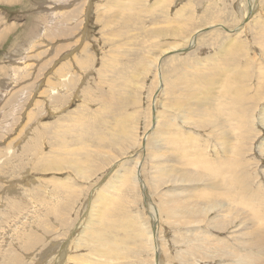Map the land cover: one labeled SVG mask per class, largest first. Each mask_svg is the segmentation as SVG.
Returning <instances> with one entry per match:
<instances>
[{"label":"rangeland","instance_id":"1","mask_svg":"<svg viewBox=\"0 0 264 264\" xmlns=\"http://www.w3.org/2000/svg\"><path fill=\"white\" fill-rule=\"evenodd\" d=\"M263 107L264 0H0V264H264Z\"/></svg>","mask_w":264,"mask_h":264},{"label":"bare ground","instance_id":"2","mask_svg":"<svg viewBox=\"0 0 264 264\" xmlns=\"http://www.w3.org/2000/svg\"><path fill=\"white\" fill-rule=\"evenodd\" d=\"M125 1V0H124ZM123 4V3H122ZM237 44V43H236ZM169 48H167L166 47V49H169V51L167 50V52L165 51V53H167L168 54V52H170V50H171V48H174V46H171V45H169L168 46ZM232 47V46H231ZM173 50H175V48L173 49ZM173 50H171V51H173ZM230 52V51H229ZM158 58V57H157ZM161 58V57H160ZM159 59V58H158ZM161 63V62H160ZM225 64V63H224ZM264 108V107H263ZM207 114V113H206ZM187 117V116H186ZM155 123V122H154ZM231 125V124H230ZM136 134V133H135ZM193 138V137H192ZM191 138V139H192ZM136 139V138H135ZM169 140V139H168ZM193 141V140H192ZM137 159H139L138 157H137ZM140 161V160H139ZM202 162H205V160L204 161H202ZM206 162H207V160H206ZM219 162V161H218ZM138 163V162H137ZM138 165H140V164H138ZM137 165V166H138ZM133 166V165H132ZM170 166H172V165H170ZM140 167V166H139ZM79 168V167H78ZM133 168V167H132ZM137 168V167H136ZM140 169V168H139ZM165 169H167V167H165ZM165 169H161V172H163V173H166V170ZM207 169V168H206ZM168 170V169H167ZM130 171H131V168H130ZM134 171V170H133ZM137 171V170H136ZM167 172H169V171H167ZM131 173V172H130ZM133 173V172H132ZM140 173V172H139ZM200 174V173H199ZM165 175V174H164ZM126 176H127V174H126ZM200 176V175H199ZM132 177H133V175H132ZM136 177H137V174H136ZM177 177H179V176H177ZM181 177V176H180ZM185 177V176H184ZM216 177V176H215ZM218 177V176H217ZM187 178V177H186ZM132 179H134V178H132ZM138 179H139V177H138ZM220 179V178H219ZM136 180V179H135ZM191 180V179H190ZM129 181V180H128ZM131 182H132V180H130ZM129 181V182H130ZM137 181V180H136ZM141 181V180H140ZM216 181H219V180H216ZM226 181V180H225ZM137 183V182H136ZM138 184V183H137ZM140 184V183H139ZM173 184V183H172ZM213 184V183H212ZM217 185V184H216ZM113 186V185H112ZM138 187H139V185H137ZM214 186V185H213ZM106 187V186H105ZM140 188H142V187H140ZM225 190V189H224ZM198 191V190H197ZM214 191V190H213ZM215 192V191H214ZM186 193V192H185ZM213 193V192H212ZM222 194L221 195H223V192H221ZM225 193V192H224ZM216 194V193H215ZM188 195V194H187ZM189 195H191V194H189ZM232 196V195H231ZM189 200V199H188ZM259 200V199H258ZM183 201H185V200H183ZM93 202V201H92ZM175 203V202H174ZM186 203V205H189V204H187L188 202L186 201L185 202ZM179 204V203H178ZM173 205V204H172ZM181 205V204H180ZM253 205V204H252ZM174 206H176V205H174ZM184 206V205H183ZM226 206V205H225ZM256 206V205H255ZM177 207V206H176ZM175 207V208H176ZM253 208V207H252ZM178 209H180V207H178ZM191 209V208H190ZM177 210V209H176ZM185 210V209H184ZM194 210H195V208H194ZM221 210V209H220ZM187 211V210H186ZM191 211V210H190ZM193 211V210H192ZM197 211V210H196ZM195 211V212H196ZM199 211V210H198ZM189 212V211H188ZM194 212V211H193ZM230 212V211H229ZM190 213V212H189ZM256 213V212H255ZM197 214V213H196ZM260 214V213H259ZM153 215V214H152ZM207 215V214H206ZM191 216H193V217H196V215L194 214V215H191ZM222 216V215H221ZM154 217V216H153ZM152 217V218H153ZM158 217V216H157ZM156 217V218H157ZM190 217V216H189ZM197 217H198V214H197ZM228 218V217H227ZM154 219V218H153ZM152 219V220H153ZM198 218H196V220H197ZM155 220V219H154ZM153 220V221H154ZM156 221V220H155ZM233 223V222H232ZM225 228V227H224ZM148 231V230H147ZM156 231V230H155ZM246 232V231H245ZM157 233H158V231H157ZM161 235V234H160ZM151 237L152 236H150V239H151ZM156 237V236H155ZM198 237V236H197ZM153 239V238H152ZM158 239V238H157ZM90 243V242H89ZM154 243V242H153ZM198 243V242H197ZM91 244V243H90ZM145 244V243H144ZM64 246V245H63ZM63 246H62V248H63ZM67 246V245H66ZM65 246V248H63V251H65L66 249H67V247ZM228 247V246H227ZM157 248V247H156ZM223 249V248H222ZM230 249V248H229ZM228 249V250H229ZM224 251V250H223ZM62 253V252H61ZM160 253V252H159ZM63 254H64V252H63ZM60 256H61V254H60ZM237 256V255H236ZM54 257V256H53ZM228 258V257H227ZM73 259V258H72ZM69 260V259H68ZM83 261V260H82ZM158 262V261H157ZM57 264H62V262L59 260L58 262H57Z\"/></svg>","mask_w":264,"mask_h":264}]
</instances>
